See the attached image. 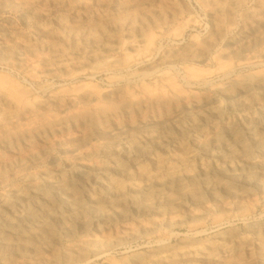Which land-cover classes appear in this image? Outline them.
Listing matches in <instances>:
<instances>
[{"label":"bare ground","instance_id":"obj_1","mask_svg":"<svg viewBox=\"0 0 264 264\" xmlns=\"http://www.w3.org/2000/svg\"><path fill=\"white\" fill-rule=\"evenodd\" d=\"M147 1L0 43L26 77L0 70V264H264V4L230 36L243 0H199L209 30L185 39L195 19Z\"/></svg>","mask_w":264,"mask_h":264},{"label":"rangeland","instance_id":"obj_2","mask_svg":"<svg viewBox=\"0 0 264 264\" xmlns=\"http://www.w3.org/2000/svg\"><path fill=\"white\" fill-rule=\"evenodd\" d=\"M5 0H0V4H3ZM26 3V8L24 9L26 12V20H23L21 16V12L16 7L9 8L8 10H0V43L2 42H9L10 38L8 33L11 30L14 29H21L26 34V39L30 41H40L38 35L35 34V31L37 30V26H47L50 29L53 30V36L57 35L56 33L58 30L56 28L58 18L65 17V19H71L72 16H93L97 12H103V13H112L118 6L122 5H129V4H135L144 2L146 3L147 0H100V4L98 6H90L87 9H84L82 7V4L84 1L87 0H24ZM135 1V2H134ZM139 1V2H138ZM148 3V1H147ZM150 5H146V11H140L139 15L142 12H145L147 14L148 9H155L156 7H167V6H174L178 10H182V17L180 18V21L188 19L190 16L193 17L196 21L195 24H192L185 36V39H189L190 35L200 34L205 35L210 27L211 19L208 16L207 12L202 7L199 0H150ZM117 4H119L117 6ZM260 4H264V0H243L242 4L239 6L236 16H235V25L232 31L230 32V36L235 34L237 30H239L242 26H251L253 25L257 20L252 19L250 16H247L246 13L250 10H254L256 7H258ZM260 18L264 19V12H261V15H259ZM139 23V22H138ZM109 34H113L114 32L111 29L107 30ZM98 39L102 40V34H98ZM52 36L51 39L48 41L53 42L52 39L54 37ZM80 39H77L75 42L73 40H68L64 43L65 47L68 46H77L78 48L82 49L86 47V42L83 37H79ZM58 44H60L58 42ZM164 46L170 45L171 42L169 40H164L162 42ZM18 47H14V50L16 51ZM40 55H37L36 57L30 56V59L38 58ZM210 65H213V62L210 63ZM0 70L4 73H7L14 79H16L19 82H25L26 77L22 71L19 69L13 68V67H5L0 65ZM250 69L249 68H239L237 69L236 73H248ZM220 77H214L213 80H219ZM100 82H103L102 78H98ZM47 84L57 85L58 81H55L51 78H48L45 80ZM70 135L76 134L79 136L85 135L78 131H71L69 133ZM68 133L63 134H56L54 136L49 135L44 140H33L32 146L35 150H40L41 157L40 161L38 162V168H34V170H41L45 168H51L53 166V158L55 156H61L62 150L57 147V143L59 140H62L63 138H66ZM45 142L46 145L43 149V143ZM73 147V146H72ZM9 158V156H8ZM5 159V158H4ZM7 160V159H6ZM79 163V162H78ZM76 161L74 162V165H76ZM64 177L67 179H73L78 180V176L74 175L72 168L70 167H64ZM83 179H87V175H84ZM261 208H259V211L257 215H260ZM186 231V230H184Z\"/></svg>","mask_w":264,"mask_h":264}]
</instances>
